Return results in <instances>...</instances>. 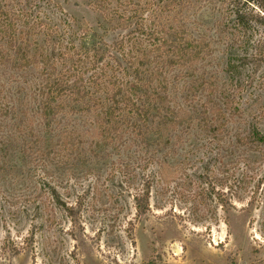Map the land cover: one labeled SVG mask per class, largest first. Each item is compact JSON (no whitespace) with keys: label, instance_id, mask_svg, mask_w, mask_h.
<instances>
[{"label":"trees","instance_id":"16d2710c","mask_svg":"<svg viewBox=\"0 0 264 264\" xmlns=\"http://www.w3.org/2000/svg\"><path fill=\"white\" fill-rule=\"evenodd\" d=\"M60 1L0 0L2 160L11 140L20 139L24 152L25 139L36 145L39 133L57 137L46 156L59 170L92 169L109 158L125 170L140 155L143 168L164 170L178 151L205 150L220 199L227 204L229 193L241 202L264 168V138L248 123L246 80L231 76L244 59L234 66L230 56L247 52L251 21L264 22V7L255 0H81L120 32L106 43L63 13L58 23L43 21L42 10H61L67 0ZM205 14L213 16L211 32L195 20ZM215 45L228 56L221 73ZM148 197L147 187L133 198L137 214L148 211Z\"/></svg>","mask_w":264,"mask_h":264},{"label":"rangeland","instance_id":"374dc122","mask_svg":"<svg viewBox=\"0 0 264 264\" xmlns=\"http://www.w3.org/2000/svg\"><path fill=\"white\" fill-rule=\"evenodd\" d=\"M255 1L264 7V0ZM58 8L43 9L42 20L58 23L63 13L86 23L106 43L120 33L99 23L81 0ZM212 18L195 16L207 32ZM251 26L247 52L230 56L234 66L244 59L231 76L246 80L248 123L264 138V59L256 63L264 55V22ZM214 48L221 73L228 56L223 46ZM53 134L39 133L38 139L36 133V145L27 137L24 152L20 139L11 140L5 160L0 156V264H264V168L241 202L228 193L226 204L218 196L222 187L214 184L213 157L205 150L178 151L164 170L155 164L143 168L140 155L125 170L109 165V158L106 165H77L69 173L46 156L56 144ZM112 158L119 160L115 153ZM147 187L148 211L139 215L133 198ZM56 197L74 212L59 207Z\"/></svg>","mask_w":264,"mask_h":264}]
</instances>
